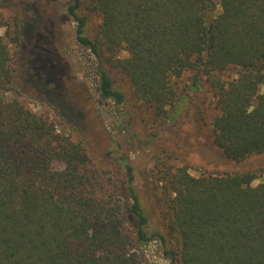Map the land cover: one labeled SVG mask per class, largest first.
I'll return each mask as SVG.
<instances>
[{
	"label": "trees",
	"instance_id": "obj_1",
	"mask_svg": "<svg viewBox=\"0 0 264 264\" xmlns=\"http://www.w3.org/2000/svg\"><path fill=\"white\" fill-rule=\"evenodd\" d=\"M62 9L76 44L93 59L95 91L113 115L107 155L115 165L91 164L84 138L71 137L84 125L80 98L64 91L67 64L38 31L45 72L38 85L71 136L20 100L26 25L20 13L0 12V264H264V183L252 185L264 168L198 177L187 166L165 168L168 222L152 226L122 152L131 112L109 75L120 72L160 118L152 140L183 116L188 96L204 84L222 161L261 157L264 0H66ZM88 11L100 17L93 38ZM184 76L189 88L180 90Z\"/></svg>",
	"mask_w": 264,
	"mask_h": 264
},
{
	"label": "rangeland",
	"instance_id": "obj_2",
	"mask_svg": "<svg viewBox=\"0 0 264 264\" xmlns=\"http://www.w3.org/2000/svg\"><path fill=\"white\" fill-rule=\"evenodd\" d=\"M15 1L9 0L0 7V12L5 17L20 13L26 25L25 48L21 52L23 75L26 78L24 88L21 89L24 95L20 100L35 113L47 116L61 133L69 134V129L60 122L59 115L46 105L48 96L44 95L38 85L39 76L45 75L38 62V54H41L42 50L39 47L43 42L40 36L48 37L50 45L55 46L57 50L60 62L67 64L63 76L66 79L64 91L80 98L77 107L81 111L84 125H80L77 134L69 135L73 139L84 138L91 164L106 170L113 168L115 163L107 155L109 149L107 134L110 130V118L113 115L107 105L99 100L95 91L89 70L93 59L88 51L76 44L72 24L64 17L62 6L66 0H24V2L20 0L18 3ZM21 3L24 5L21 6ZM219 11V7L215 6L213 12ZM85 14L89 18L88 36L93 38L100 24V17L92 11ZM36 15L41 18L38 20ZM43 21L47 25H44ZM52 24L54 32H52ZM44 26H48V30ZM36 31L41 38L37 45V36L34 34ZM4 32L5 29L1 28L0 35H4ZM32 50L35 51V61L31 59ZM126 57L125 52L119 54V58ZM84 74H87L85 79ZM109 75L114 85L124 93L131 112V121H128L130 133L124 135L122 152L128 155L129 162L134 167L135 185L152 226L158 228L160 225H167L168 222L166 197L161 188V177L165 168L187 166L188 173L193 177L219 174L224 171L264 168V155L240 164L222 161L220 151L212 144L213 101L208 87L204 84L188 96L183 116L158 130L156 140H152L150 133L156 131L160 118L136 98L129 82L120 72L111 70ZM188 83V77L184 76L178 80L177 85L180 90H186L189 88ZM146 138H150L151 142H147ZM151 153H155L156 157L150 158ZM260 183H264V173L259 172L258 178L252 185L256 186ZM141 264L149 263L143 259ZM158 264L165 263L158 260Z\"/></svg>",
	"mask_w": 264,
	"mask_h": 264
}]
</instances>
